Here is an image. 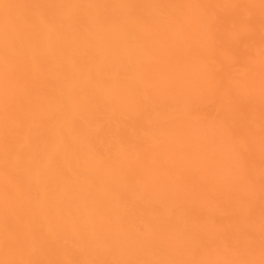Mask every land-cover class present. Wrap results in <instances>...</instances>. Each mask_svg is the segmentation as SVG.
<instances>
[{"label":"bare ground","instance_id":"obj_1","mask_svg":"<svg viewBox=\"0 0 264 264\" xmlns=\"http://www.w3.org/2000/svg\"><path fill=\"white\" fill-rule=\"evenodd\" d=\"M264 261V0H0V262Z\"/></svg>","mask_w":264,"mask_h":264},{"label":"clouds","instance_id":"obj_2","mask_svg":"<svg viewBox=\"0 0 264 264\" xmlns=\"http://www.w3.org/2000/svg\"><path fill=\"white\" fill-rule=\"evenodd\" d=\"M0 264H11V262L4 261V262H0ZM201 264H210V262H201ZM234 264H254V262L251 261V260H248V261H238V262H234ZM260 264H264V261H261Z\"/></svg>","mask_w":264,"mask_h":264}]
</instances>
